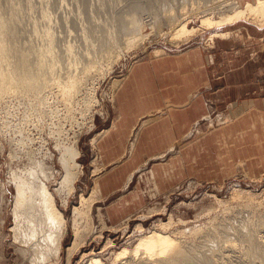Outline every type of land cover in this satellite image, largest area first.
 I'll return each instance as SVG.
<instances>
[{
	"label": "rangeland",
	"instance_id": "374dc122",
	"mask_svg": "<svg viewBox=\"0 0 264 264\" xmlns=\"http://www.w3.org/2000/svg\"><path fill=\"white\" fill-rule=\"evenodd\" d=\"M226 1L249 0H0V264H32L11 231L13 175L26 178L51 168L53 191L63 178L60 157L70 150L78 152L80 165L71 170L74 191L65 205L56 193L65 236L57 260L43 264H87L92 257L107 264H264V172L251 176L241 166L224 181H188L116 226L103 216L94 187L97 139L112 119L113 96L127 70L154 56L155 49L165 55L179 45H204L212 30L200 27L178 42L163 34L185 18L189 27L198 26L207 12L218 18L229 9ZM231 25L224 31H234ZM249 34L257 36L254 29ZM131 37L137 39L128 48ZM249 37L242 30L224 39L235 43ZM69 84L66 94L62 88ZM151 230L172 235L181 254L171 262L131 255L114 259Z\"/></svg>",
	"mask_w": 264,
	"mask_h": 264
},
{
	"label": "crops",
	"instance_id": "0c3cea01",
	"mask_svg": "<svg viewBox=\"0 0 264 264\" xmlns=\"http://www.w3.org/2000/svg\"><path fill=\"white\" fill-rule=\"evenodd\" d=\"M253 26L228 27L245 30L246 41L183 44L127 70L96 143L95 183L111 226L188 181H224L241 166L264 172V27Z\"/></svg>",
	"mask_w": 264,
	"mask_h": 264
},
{
	"label": "bare ground",
	"instance_id": "6f19581e",
	"mask_svg": "<svg viewBox=\"0 0 264 264\" xmlns=\"http://www.w3.org/2000/svg\"><path fill=\"white\" fill-rule=\"evenodd\" d=\"M237 3V1L234 3L224 2L223 5L229 6V9L223 11L218 18H215L212 12H207V14L200 17L198 26L189 27V19L186 18L185 20H179L163 36L167 35L169 36V40L178 42L179 40L190 38L202 27L203 31L212 30L203 45L205 48H208L213 46L216 39L222 40L231 35V32L220 31L219 29H222L226 25L236 24L239 20L253 21L260 27H264V0H255L253 2L249 0L243 5ZM182 13L181 15H184ZM136 39V37L127 39L128 48L134 44ZM161 52L164 51L162 49H155L154 56H163L164 54L158 55ZM71 87H73V84L66 85L62 89H64L65 93H69L72 90ZM77 154L76 150H70L67 157H60L63 178L59 182L58 187H55L53 191L49 189V185L55 180L56 175L51 168L46 169L43 167L39 171H31L26 178L13 175L12 181L16 192L13 195L12 201L14 224L11 231L14 233V241L19 244L18 248H20L19 250L22 255L28 256L27 259L26 257L24 259L30 260L32 264L47 263L49 262L48 260H52L53 258L57 260L60 255L62 248L61 241L65 236L64 231L67 222L56 203V193L63 205H65L68 196L74 191L75 174L71 170L80 166L75 160ZM94 187L97 188L96 183ZM73 210L74 215L80 213L79 207L75 206ZM73 231H75L73 233V240L69 247H67L69 255H71L74 249V240L78 236L76 227ZM134 244L132 248L124 247L122 250L116 252L114 259L120 260L131 255L132 257L154 259L153 262H157V258H162L159 261H167L172 256L175 257V255L181 254V248H178L180 243L172 235L161 230H151L147 234H142ZM181 256L179 257L182 258ZM87 264L107 263L102 259L92 257ZM114 264L120 263L115 262Z\"/></svg>",
	"mask_w": 264,
	"mask_h": 264
}]
</instances>
